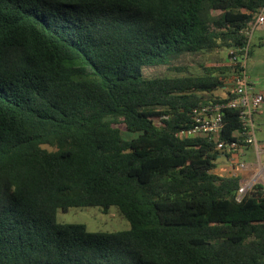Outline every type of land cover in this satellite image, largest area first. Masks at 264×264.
<instances>
[{
	"label": "trees",
	"instance_id": "16d2710c",
	"mask_svg": "<svg viewBox=\"0 0 264 264\" xmlns=\"http://www.w3.org/2000/svg\"><path fill=\"white\" fill-rule=\"evenodd\" d=\"M263 3L0 0V264H264L262 185L213 173L238 111L179 137L233 96L227 55L185 60L245 45ZM90 206L129 229L56 221Z\"/></svg>",
	"mask_w": 264,
	"mask_h": 264
},
{
	"label": "built area",
	"instance_id": "2783aa9c",
	"mask_svg": "<svg viewBox=\"0 0 264 264\" xmlns=\"http://www.w3.org/2000/svg\"><path fill=\"white\" fill-rule=\"evenodd\" d=\"M264 23V3L258 9L254 21L249 24L245 31L248 39L245 45L237 49L227 50L228 65L234 66V71L230 81H228L224 89H229L233 96L226 102L210 103L201 105L192 110V125L189 129L183 130L179 133L181 138L191 137H206L208 140L217 141L219 135L223 130V110L234 109L238 111L240 127L233 137L239 140L229 144L218 142L216 148L218 150L227 149L229 157L225 158L230 168L235 166L240 170H246L247 166L240 161L239 149L243 146H252L254 148L255 156L260 164V155L262 149L260 148L256 139V124L254 117L260 110L264 100L263 94L257 91L254 83L249 80L246 73V62L248 58V51L250 45V36L253 31ZM241 184L237 190V200L249 191L254 184L262 185V193L264 194V167L259 166L254 175L245 181H240Z\"/></svg>",
	"mask_w": 264,
	"mask_h": 264
},
{
	"label": "rangeland",
	"instance_id": "374dc122",
	"mask_svg": "<svg viewBox=\"0 0 264 264\" xmlns=\"http://www.w3.org/2000/svg\"><path fill=\"white\" fill-rule=\"evenodd\" d=\"M260 37H258L257 32L253 31L250 36V45H249V55L246 62V72L250 81L254 83L253 79H258V72H264V49H259ZM218 54V53H217ZM216 54V55H217ZM206 56V57H188L185 61H198L204 62L207 64L213 63V61H218V58L226 57V51H221L219 54ZM193 72L198 71V69L193 68ZM148 74L152 75L151 72ZM255 84V83H254ZM261 85V83H260ZM219 90H215L214 93H219ZM256 117V115H255ZM255 129L256 139L259 143V146H264V125L260 124V121L257 120ZM123 131V128L120 127ZM124 138H128L129 134L122 132ZM131 136V135H130ZM261 142V143H260ZM249 151L253 154V148L248 147ZM245 155L239 154L240 161L244 163H250L252 160L249 156H246L248 153L245 151ZM227 166V161L224 156H219L216 159V168L213 173L223 176L225 173L223 167ZM56 221L58 223H69V224H83L86 229L91 232H114V231H123L129 229V223L119 214L116 207H110L109 210L104 213L99 207H83V208H70L66 212L58 211L56 214Z\"/></svg>",
	"mask_w": 264,
	"mask_h": 264
},
{
	"label": "crops",
	"instance_id": "0c3cea01",
	"mask_svg": "<svg viewBox=\"0 0 264 264\" xmlns=\"http://www.w3.org/2000/svg\"><path fill=\"white\" fill-rule=\"evenodd\" d=\"M255 32H257L258 37H260L259 38L260 39L259 49H261V48L264 49V23L261 26L257 27L255 29ZM226 53H227V51H226ZM263 60H264V56H263ZM257 72H258V79L257 78L253 79L254 83H255L254 87L256 88L257 91H260L263 94V98H264V72H262V71H257ZM260 83H261V85H260ZM257 120L260 121V124L264 125V100L262 102L260 110L256 113V117H254L255 124L257 123ZM256 132H257V129H256ZM248 147L250 148L252 146H243L239 149L240 156L245 155L246 154L245 151L250 152ZM260 148L262 149V153L260 155V164L257 161V158L255 156V152H254V148H253V154H252V152H250L246 155V156H249L251 160L253 159L250 163H247V164L245 163L247 166L246 170H244V171L240 170V169L236 168L235 166L230 168L228 165V162H227V166L223 167L224 170H222L225 173L223 176H238L240 178V181H245V180L250 179L254 175V173L256 172V170L259 166L264 167V146L261 145ZM214 171H216V170L214 169L213 172ZM219 176H221V175H219Z\"/></svg>",
	"mask_w": 264,
	"mask_h": 264
}]
</instances>
